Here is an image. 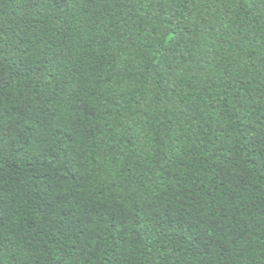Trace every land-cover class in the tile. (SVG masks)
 <instances>
[{
    "label": "trees",
    "instance_id": "obj_1",
    "mask_svg": "<svg viewBox=\"0 0 264 264\" xmlns=\"http://www.w3.org/2000/svg\"><path fill=\"white\" fill-rule=\"evenodd\" d=\"M0 264H264V4L0 0Z\"/></svg>",
    "mask_w": 264,
    "mask_h": 264
},
{
    "label": "snow or ice",
    "instance_id": "obj_2",
    "mask_svg": "<svg viewBox=\"0 0 264 264\" xmlns=\"http://www.w3.org/2000/svg\"><path fill=\"white\" fill-rule=\"evenodd\" d=\"M261 4H264V0H260Z\"/></svg>",
    "mask_w": 264,
    "mask_h": 264
}]
</instances>
